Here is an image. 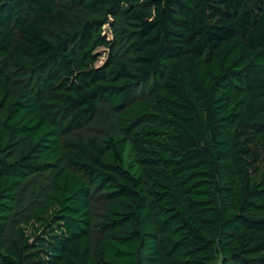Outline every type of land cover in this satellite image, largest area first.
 <instances>
[{"label":"trees","instance_id":"16d2710c","mask_svg":"<svg viewBox=\"0 0 264 264\" xmlns=\"http://www.w3.org/2000/svg\"><path fill=\"white\" fill-rule=\"evenodd\" d=\"M0 264H264V0H0Z\"/></svg>","mask_w":264,"mask_h":264},{"label":"rangeland","instance_id":"374dc122","mask_svg":"<svg viewBox=\"0 0 264 264\" xmlns=\"http://www.w3.org/2000/svg\"><path fill=\"white\" fill-rule=\"evenodd\" d=\"M109 26H110V24L105 25V27H104L105 28V34H107V35H109L111 37V32H110ZM98 52L100 53V58H99L98 64H101L105 60V58H106L107 51H106L105 48H100L98 50Z\"/></svg>","mask_w":264,"mask_h":264}]
</instances>
